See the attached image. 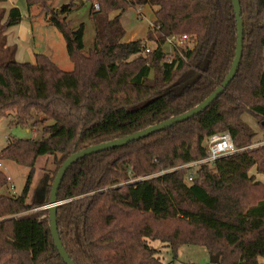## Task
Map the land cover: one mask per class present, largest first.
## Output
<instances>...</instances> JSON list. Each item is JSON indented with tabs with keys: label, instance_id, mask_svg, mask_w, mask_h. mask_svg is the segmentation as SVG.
I'll list each match as a JSON object with an SVG mask.
<instances>
[{
	"label": "trees",
	"instance_id": "obj_1",
	"mask_svg": "<svg viewBox=\"0 0 264 264\" xmlns=\"http://www.w3.org/2000/svg\"><path fill=\"white\" fill-rule=\"evenodd\" d=\"M51 1L26 0V6L48 12L71 71L43 55L34 65L0 59V120L11 114L14 124L28 128L41 116L44 124L41 140L14 139L0 153L1 161L28 169L16 197L3 193L8 182L0 172V264H64L48 218L40 220L48 210H38L48 205L63 162L189 112L222 83L235 53L231 0H85L95 25V48L86 55L84 26L72 31L67 20L76 0L60 11L48 10ZM239 2L241 61L208 109L138 142L86 157L66 172L56 223L74 264H163L150 241L172 254L186 245L203 247L216 264L264 260V184L250 175L255 170L264 177V146L251 148L258 134L243 121L248 116L264 132V0ZM146 6L159 8L154 29L144 40L124 42L121 17ZM21 21L17 8L0 9V36ZM183 34L189 36L185 47L172 57L165 54L166 39ZM4 38L1 49L8 51ZM150 43L154 48L146 54ZM226 132L239 152L213 167H198L188 183L191 170L181 167L205 159V140ZM44 157H52L55 166L45 200L28 203L35 164Z\"/></svg>",
	"mask_w": 264,
	"mask_h": 264
},
{
	"label": "rangeland",
	"instance_id": "obj_2",
	"mask_svg": "<svg viewBox=\"0 0 264 264\" xmlns=\"http://www.w3.org/2000/svg\"><path fill=\"white\" fill-rule=\"evenodd\" d=\"M69 2V0H52L49 4L48 10L60 11L66 9L70 4ZM74 4L75 8L69 15H67V20L72 31H76L80 25L84 26L83 53L86 55L95 48V25L90 18L91 4L81 0H76ZM17 5L25 17V26L30 23L32 25L33 33L30 36L29 33L22 35L18 34V29L16 27L8 28L4 35L0 36L1 61L5 63L16 62L20 64L27 63L34 65L36 62V56L43 55L52 61L61 71L70 72L72 65L66 53L65 42L61 34L49 24L50 15H48V12H43L39 6H36L35 9H38L39 11L34 12V9L32 14L33 17H29V10L26 6V0H20ZM144 15V19H137L133 9H129L122 16L121 24L126 30V38H129L131 32H133V29L135 34H141L142 32H145L149 26L147 23L149 17L146 13H144ZM114 16L115 14H111L110 18H113ZM4 21L5 20L3 19L1 24H3ZM2 37H5L4 42L6 47L9 48L8 51L1 49ZM149 48L153 49V44L150 43ZM163 50L165 52L169 51L166 45L164 46ZM42 119L43 117L41 116H35V123H32L33 126L30 125L28 128H22L14 124L12 122L13 120L11 114L7 118L1 119L0 153L8 145L9 141L14 139L34 141L41 140L43 138L42 130L44 126ZM243 121H245V123L258 134V136L255 138V143L251 146V148H257L256 145L258 144V141L264 132H261L255 121L250 119L248 116L245 115L243 117ZM50 124L52 123H46L45 126ZM205 144L206 140L203 144L204 148ZM54 170L55 166L53 164L52 157H44L37 160L28 203L37 202L39 200L38 192L43 188L46 179H50L52 177ZM0 172L4 174L6 179H9V181L7 180V190H5L3 193L8 196H18L25 185L28 169L0 160ZM195 172L196 170H193L189 172V174L193 173L195 176ZM250 175L255 177V181L264 184V177L258 175L255 170H252ZM11 186L14 188V190H11ZM45 207L38 210H45ZM46 217L48 218V215L42 216L40 220ZM149 246L157 251V257L163 264H211L212 258L208 255L207 251L203 247L186 245L180 247L176 254H172L169 248L165 247V245L158 241H150ZM259 262L264 264L263 259H260Z\"/></svg>",
	"mask_w": 264,
	"mask_h": 264
},
{
	"label": "water",
	"instance_id": "obj_3",
	"mask_svg": "<svg viewBox=\"0 0 264 264\" xmlns=\"http://www.w3.org/2000/svg\"><path fill=\"white\" fill-rule=\"evenodd\" d=\"M231 4H232L234 15H235L236 32H237L236 34L237 40H236L234 58H233L228 74L226 75L222 83L214 90V92L210 96H208L202 103H200L199 105L191 109L189 112L182 114L178 117L169 119L160 124L147 128L145 130L136 132L125 138L113 140V141L99 144V145H94L84 150H81L77 153H74L70 155L59 168L51 184L47 210H48L50 235H51L53 244L55 246V249L64 264H74V262L69 258L68 254L66 253L65 249L63 248L61 244L58 231H57V223H56L57 207L60 204L57 201V194H58L59 187L63 181V178L66 172L69 170L71 166H73L74 164H76L77 162H79L80 160L86 157H89L91 155H95L101 152L113 150L116 148L124 147L130 143L138 142L140 140L148 138L153 134L165 131L166 129H169L173 127L174 125L186 122L198 116L199 114L203 113L206 109L210 107L211 104H213L223 94V92L227 89L230 82L233 80L234 76L236 75L237 69L241 61L242 50H243L242 48L243 46V23L241 19L240 2L239 0H231ZM47 180L48 179H46V182L43 185V188L41 189V191L38 192V198L40 202H44L45 200ZM216 263H218V259L216 257L212 258L211 264H216Z\"/></svg>",
	"mask_w": 264,
	"mask_h": 264
},
{
	"label": "built area",
	"instance_id": "obj_4",
	"mask_svg": "<svg viewBox=\"0 0 264 264\" xmlns=\"http://www.w3.org/2000/svg\"><path fill=\"white\" fill-rule=\"evenodd\" d=\"M98 5L94 4V10L98 11ZM150 29L153 30L154 26L153 24H150ZM189 41V36L186 34L183 35H177V36H171L166 39L165 45L168 47L169 51L165 52V54L169 56H174L176 53H179V50L181 48H184L185 45ZM145 53H149L150 49L149 45H146ZM182 58V56H180ZM171 62V58L169 59V63ZM264 146V138L258 142L256 147ZM205 150H206V157L203 160H200L198 162H194L188 165H185L181 168L190 169L191 171L196 170L198 167L204 165L208 167H213L214 164L222 158L229 157L237 152H239L238 149H236L233 145L231 136L229 133H222L218 135L211 136L206 139L205 144ZM164 174V172L159 173L158 175ZM194 174L190 173L187 177V182L191 183L193 181ZM9 181V179H7ZM11 190H14V188L11 186ZM47 209V206L45 207Z\"/></svg>",
	"mask_w": 264,
	"mask_h": 264
},
{
	"label": "crops",
	"instance_id": "obj_5",
	"mask_svg": "<svg viewBox=\"0 0 264 264\" xmlns=\"http://www.w3.org/2000/svg\"><path fill=\"white\" fill-rule=\"evenodd\" d=\"M20 0H6L5 3L0 4V9H4L6 12L9 11L11 8H17L22 16V21L21 23L16 26V28L18 29V34H27L29 33V36L33 33V29H32V25L29 23L27 26H25V17L23 16V14L21 13L20 8L18 7L17 3ZM83 2H86L85 0H82ZM50 4V3H49ZM75 5V4H74ZM36 8V6H33L29 9V17H33V10ZM144 8V9H142ZM142 8H138V9H133V12H135V16L138 19H144L145 15L144 13L148 14L149 19L147 20V23L149 24L148 28L145 30V32H142L141 34H135V31L133 29V32H131V35L129 36V38L124 37V41L125 42H131V41H136V40H144L148 30L150 29V24L153 23V21L156 18L157 12L159 11L158 7H142ZM38 9H35L34 12H38ZM125 14V13H124ZM123 14V15H124ZM28 17V18H29ZM122 21V17L121 20ZM31 29H30V28ZM124 28V27H123ZM125 30V29H124ZM126 31V30H125ZM126 32H125V36H126ZM187 35V34H186ZM150 46V44H148Z\"/></svg>",
	"mask_w": 264,
	"mask_h": 264
}]
</instances>
